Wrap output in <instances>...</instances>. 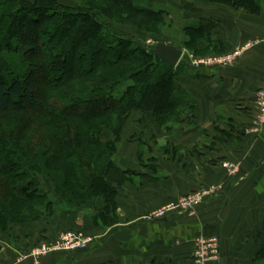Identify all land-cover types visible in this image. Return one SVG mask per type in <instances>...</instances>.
Here are the masks:
<instances>
[{
	"label": "trees",
	"instance_id": "1",
	"mask_svg": "<svg viewBox=\"0 0 264 264\" xmlns=\"http://www.w3.org/2000/svg\"><path fill=\"white\" fill-rule=\"evenodd\" d=\"M202 1L253 14L264 5ZM127 21L154 35L169 25L150 0H0V230L51 218L59 203L74 209L99 199L104 207L95 209L94 223L116 224L118 194L136 174L115 159L130 116L143 113L159 131L169 119L196 118L197 102L181 83L187 65L164 62L159 42L140 47L119 32L115 24ZM216 25L215 18L187 22L185 47L225 52ZM27 26L37 40L24 38ZM87 50L94 57H84ZM79 59L86 63L77 68ZM262 224L254 264H264Z\"/></svg>",
	"mask_w": 264,
	"mask_h": 264
},
{
	"label": "crops",
	"instance_id": "2",
	"mask_svg": "<svg viewBox=\"0 0 264 264\" xmlns=\"http://www.w3.org/2000/svg\"><path fill=\"white\" fill-rule=\"evenodd\" d=\"M203 14L217 20L226 50L247 43L253 47L231 66L189 68L182 84L197 102L196 124L171 135L174 145L167 160L158 151L153 154L157 161L142 167L135 161L137 147L122 150L129 159L124 165L140 176L119 196L125 217L105 232L102 254L76 255L71 264H195L194 238L200 234L221 238V258L208 264L253 263L256 225L264 219V129L258 136L240 131L250 126L256 91L264 86V6L259 14L223 6ZM223 159L240 164L239 177L226 174ZM220 181H225L223 192L196 214L143 220L160 205ZM58 230L47 229L46 236ZM60 261L53 255L39 262L65 264ZM24 264L33 263L26 259Z\"/></svg>",
	"mask_w": 264,
	"mask_h": 264
},
{
	"label": "rangeland",
	"instance_id": "3",
	"mask_svg": "<svg viewBox=\"0 0 264 264\" xmlns=\"http://www.w3.org/2000/svg\"><path fill=\"white\" fill-rule=\"evenodd\" d=\"M32 2H35L37 0H30ZM62 4L66 5H72L75 6L77 4V0H57ZM152 7L164 9L167 12V21L168 26L167 28L164 27L162 35H154V33L149 32L146 28H140L139 26L135 25L134 23L127 21V22H120L116 23L115 27L119 32L124 34L126 37L130 36L132 39L136 42V44L144 47H155V45L158 42H166L174 44L178 47H181L180 45L184 46V42L186 39V33L183 31L184 26L187 25V22H192L194 20H199L201 18H213L211 16H206L203 14L210 8L214 7H228L222 4H212L208 3L202 0H150ZM264 4V3H263ZM264 6V5H263ZM31 30V27L27 26L23 30L24 38L28 41H35L37 40V37L29 33ZM156 31H160L158 27L156 26ZM91 40V39H89ZM41 41V40H40ZM70 42V40H69ZM84 44V43H83ZM194 46H199L198 42L194 43ZM69 47L73 46V42L71 41V44H68ZM86 44H84L85 46ZM254 45V43L251 44V49ZM244 45H238V47H243ZM238 47H235L232 50H226L225 52H212L207 51L205 53L200 52V54H195L191 49L185 47L182 48L184 50V56L181 59L180 62H184L187 65V70L189 71V68L197 69V67H193V59H210L217 56H222L223 54H227L230 52L235 51ZM190 48H193L190 47ZM247 49V50H249ZM246 50V51H247ZM244 51V53L246 52ZM46 54L47 51L43 50V54ZM243 53V54H244ZM85 54V53H84ZM83 56L88 58L94 57L88 50L87 53ZM242 54V55H243ZM82 55V53H81ZM241 55V56H242ZM240 56V57H241ZM239 57V58H240ZM238 58V59H239ZM238 59L234 62L236 63ZM73 62V61H72ZM75 67L79 68L86 62H81V59L78 61L76 60L73 62ZM233 63V64H234ZM232 64L228 65L231 66ZM226 67V66H225ZM50 72V71H49ZM52 74L54 72L51 71ZM37 76H33L31 80H34ZM185 77V75L183 76ZM183 77L181 78V83H183ZM183 85V84H182ZM121 87L120 89H122ZM261 88H264L261 87ZM259 88L256 91V94H258ZM119 91L115 92L118 94ZM256 98V97H255ZM255 103V101H254ZM256 108V106H255ZM256 112V109H255ZM197 116L194 119H187L184 118L182 121H174V120H167L166 123H163V127L159 130H157V127L154 123L150 122L149 120H146L143 116V113L141 112H135L130 116V119L127 120L126 125L122 132V140L121 144L119 146V152L115 156V159L117 162L126 169L127 168L124 163L128 162L127 156L123 153L128 145L137 147V150L135 151L137 153V157L135 158V161H137V164L139 166H142L145 164V167L147 165H150V162H156L157 158H153V154L157 153L159 151L161 157L164 159H169V156L172 154L173 150V140L171 139V135H178L177 133H182L183 131L189 130L196 124ZM254 121V116L251 120V124ZM264 125V124H263ZM251 126V125H250ZM249 128V127H248ZM264 129V126L260 127L259 130L255 132H247V129L245 130V133L250 134L251 136H258L261 134L262 130ZM179 133V135H180ZM171 140V141H170ZM142 142H146V145ZM135 144V145H134ZM173 144V145H172ZM126 147V148H125ZM151 147V149L149 148ZM124 149V150H123ZM123 150V151H122ZM150 150V151H149ZM141 152H143V155L141 156ZM127 160V161H126ZM165 160V161H166ZM225 162H231L234 165L235 171L228 172L223 166L222 168L227 172L226 174L229 175V177H239L240 175V164L237 162H232L228 159H223L220 161L221 165ZM126 164V163H125ZM143 167V166H142ZM154 167V165H153ZM132 170V169H131ZM135 175H132V178L137 179L140 178L136 170ZM130 184V183H129ZM127 184V185H129ZM126 185V186H127ZM125 186V188H126ZM225 186V181L220 182H212L209 184H206L205 186H201L197 190L188 192L180 196L179 198H176L174 200H170L167 203H164L163 205H160L159 207L149 211L146 213L143 217V220L147 222H152L160 219H164L167 217H170L175 214H196L198 209L202 206H205L208 202H210L212 199H216L217 196H220L221 192ZM124 189H121L120 193L118 194V203H119V196L122 192L125 191ZM208 190V196L203 199V203L200 205H195L192 209H190L189 212H180L182 211V202L188 198L189 195L192 194L193 196L197 197L198 192L203 190ZM54 190V187H53ZM104 207V203L102 200H96L95 202L88 203L80 208H70L66 205H63L59 203L57 211V214H55L53 217H42L36 221L31 222H22L19 224H15L9 228L8 231H2L0 230V243L3 245V249L0 251V264H24V261L27 259L31 261L33 264H40L39 261H41L44 258H47L49 256H59V260H61V263L65 264H71L75 260V256L79 255L81 257H89L93 258V256H97L103 253V240L106 236L105 232L113 227H116L117 225H120L122 222V219L125 217L121 211L119 210L120 206L118 204V217L116 224L112 226H100L94 223L93 216L95 215V209H101ZM58 226L59 230L58 234H54V236L50 237L49 239H45L42 237V233L46 232L47 229L56 228ZM263 227V224L256 225V241H257V235L259 227ZM258 227V229H257ZM65 232H75L79 233V235H82L89 239L87 246L84 248L76 249L73 251H51L48 254H41V255H35L34 252L37 249V247L42 244L49 242L51 240H56L57 236L59 234H63ZM95 235V236H94ZM60 236V235H59ZM205 236V237H211V236H217L220 239V253L219 257L212 260L217 261L221 258V238L218 234H200L197 235L194 238V250L192 253V259L193 262H195V250L197 246V238ZM259 242L257 241V244ZM259 249V244L257 245ZM102 251V252H101ZM257 252V251H256ZM256 256V254H255ZM77 260H75L76 262ZM211 261H208L206 264H208ZM104 263V262H103ZM254 264V260L253 263Z\"/></svg>",
	"mask_w": 264,
	"mask_h": 264
},
{
	"label": "built area",
	"instance_id": "4",
	"mask_svg": "<svg viewBox=\"0 0 264 264\" xmlns=\"http://www.w3.org/2000/svg\"><path fill=\"white\" fill-rule=\"evenodd\" d=\"M251 47V43L245 44L243 47H238L235 51L223 54L222 56L213 57L210 59H193V67L197 68H208V67H225L233 64L247 49ZM185 53V52H184ZM256 112L254 114V121L247 132H255L259 130L260 127L264 126V88H261L256 94L255 98ZM228 172L235 171L234 165L231 162H225L222 164ZM208 190L199 191L196 196L192 197V194L188 196L182 202V211L189 212L195 205H200L204 201L206 196H208ZM60 235V236H59ZM56 240H51L46 243L40 244L35 250V255L48 254L51 251H73L76 249L84 248L87 246L89 241L88 238L79 235L75 232H65L59 234ZM197 246L195 250V262L196 264H206L208 261H212L219 257L220 253V239L217 236L205 237L201 236L197 238Z\"/></svg>",
	"mask_w": 264,
	"mask_h": 264
},
{
	"label": "water",
	"instance_id": "5",
	"mask_svg": "<svg viewBox=\"0 0 264 264\" xmlns=\"http://www.w3.org/2000/svg\"><path fill=\"white\" fill-rule=\"evenodd\" d=\"M156 54L169 65L176 67L184 56V50L174 44L159 42L155 47ZM3 245L0 243V251Z\"/></svg>",
	"mask_w": 264,
	"mask_h": 264
}]
</instances>
